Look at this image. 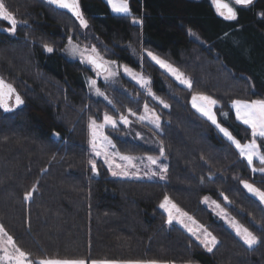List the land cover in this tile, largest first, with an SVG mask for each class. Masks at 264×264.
I'll return each instance as SVG.
<instances>
[{"label":"trees","instance_id":"1","mask_svg":"<svg viewBox=\"0 0 264 264\" xmlns=\"http://www.w3.org/2000/svg\"><path fill=\"white\" fill-rule=\"evenodd\" d=\"M129 1L142 25L113 13L105 0H80L86 29L71 12L46 0L4 1L26 24L19 23L14 34L0 31V51L16 54L0 56V70L26 106L12 113L0 108V224L33 258L264 264V204L241 183L264 189V174L253 173L234 146L192 108L193 90L147 55L140 61L134 52L148 48L182 70L196 92L219 101L220 123L245 142L250 129L235 119L231 104L264 99V0L233 4L234 21L219 16L212 0ZM69 36L92 40L110 59L142 70L152 90L169 103V108L156 104L125 75L132 92L114 90L124 113L145 101L157 109L162 124L155 135L169 160L164 181L113 176L102 159L97 160L98 174L92 171L89 121H102L104 102L89 93L92 69L62 53ZM44 44L54 51L47 52ZM115 140L123 153L161 149L131 138ZM255 165L260 167L258 161ZM33 187L36 191L26 200ZM207 194L261 243L245 245L205 205ZM165 195L215 234L219 243L212 252L178 223H167L159 207Z\"/></svg>","mask_w":264,"mask_h":264},{"label":"snow or ice","instance_id":"2","mask_svg":"<svg viewBox=\"0 0 264 264\" xmlns=\"http://www.w3.org/2000/svg\"><path fill=\"white\" fill-rule=\"evenodd\" d=\"M50 4L56 5L59 8L67 9L70 11L79 24L83 28H88V21L85 19L83 12L80 7V0H48ZM111 6L113 12L117 14L130 17L133 24H143V21L132 15V10L129 5V0H107ZM213 5L219 16L223 17L227 21H234L237 19V9L233 6H248L253 3V0H212ZM264 16V13H261ZM0 20L7 22L10 26L6 29L9 33H15L19 23H25L26 21H18L12 11H10L4 0H0ZM189 34L196 36V33L189 29ZM68 40V51L72 55H78L82 62L90 64L94 67L97 76H102L105 81L117 76L122 68L123 72L135 80L148 95L158 100L165 108L170 107L163 99L156 97L155 93L151 89V78L143 75L142 72L138 73L127 65H118L114 60H107L99 52L95 45H85L73 41L72 37L69 36ZM45 50L49 53L53 52L54 49L48 44L43 45ZM145 54L155 61L160 68L164 69L168 74L175 78L181 85H184L190 90H193L191 96V106L199 113L203 118L210 122L217 131L230 142L237 150L239 156L245 160L248 166L251 168L253 173L259 172L264 174V99L254 100H240L236 99L232 101L231 107L235 112V119L250 129L251 138L245 142H241L237 139L228 127L223 126L217 117L215 109L219 105V101L214 99L212 96L196 92L193 89V82L179 68L175 67L171 63L153 52L144 50ZM90 90H93L98 96H105V93L98 86L97 79L88 78L87 80ZM106 98V97H105ZM111 103V101H109ZM24 104V100L17 92L16 88L6 82L3 78H0V108L5 112H11L14 108H17ZM129 115L136 116L140 122L147 121L153 124L157 129L161 127L160 116L155 112L154 109H150L148 104L144 105L143 114L137 115L131 108L128 110ZM227 113L221 111V116L227 118ZM132 121L128 115L120 114L118 117H114L109 113L103 114L102 122H97L96 119L90 118V145L91 151L94 157L102 158L103 163L107 165L109 171L113 176H139L140 172L129 171V169H137L136 161H147V167L151 169V166H159V171L145 172L144 175L157 176L161 179H165L167 173V165L159 164L158 157L155 156H134L130 154H123L113 143L109 135L106 134L105 129L111 128L116 130L119 125H130ZM54 136L58 137V132L53 133ZM160 154H164V149L161 147ZM117 158L122 163H117ZM259 162L260 167H256L255 162ZM89 164L91 165L92 171L98 174L97 160L90 159ZM243 187L253 196H255L260 203L264 204V189L256 187L254 184L249 183L246 180H242ZM36 188L33 187L30 191L25 193V199L30 200ZM228 200V197H224ZM204 203L211 204L217 212V215L225 220L227 224L235 231L237 236L241 238L243 243L249 248L261 243L260 238L255 235L248 227L241 224L235 217H231L224 207H222L216 201L210 200L205 197ZM230 203V201H229ZM159 207L167 213V223L172 224L173 221L180 223L183 227L193 236L195 240L199 242L208 252H212L216 245L219 243L216 236H214L208 229L199 224L192 216L181 209L172 199L165 195L161 201ZM0 264H89V261L85 259H69L59 257H38L33 258L32 254L22 249L5 229L3 224H0ZM90 264H158V261H116V260H92Z\"/></svg>","mask_w":264,"mask_h":264},{"label":"rangeland","instance_id":"3","mask_svg":"<svg viewBox=\"0 0 264 264\" xmlns=\"http://www.w3.org/2000/svg\"><path fill=\"white\" fill-rule=\"evenodd\" d=\"M5 1V0H4ZM107 2V0H105ZM108 3V2H107ZM129 5H130V1H129ZM110 6V5H109ZM130 8H131V5H130ZM110 9H111V6H110ZM132 10V9H131ZM112 11V9H111ZM113 12V11H112ZM115 13V12H113ZM117 14V13H115ZM140 20H142L140 17L138 18ZM10 25L7 24V23H4V22H0V31H4V32H7L9 33L8 31H6V29L9 27ZM13 34V33H11ZM73 41L80 44L82 47L85 46V45H88V46H91V45H95V42H93L92 40H88V39H84V38H81V37H75V36H71ZM51 46V45H50ZM96 46V45H95ZM96 48L99 50V52L105 57V59L107 60H113V59H110L103 51H101V49L99 47L96 46ZM68 40L67 42L64 44V46L61 48L62 50V53L70 60H81V58L78 56V55H72L68 50ZM147 49L148 51H151L153 52L155 55L159 56L161 59H164L166 60L167 62L171 63L172 65H174L172 62H170L168 59L162 57L161 55H159L158 53L152 51V50H149L148 48H145V47H136L134 48V52L136 53V56L137 58L140 60V61H143L144 60V56L146 55L144 50ZM9 53H12L11 50H4V51H0V56H3V57H7L6 55H9ZM18 53V52H17ZM13 57H16V54H14V52L12 53ZM21 57V61H23V58L22 56L20 55ZM116 61V60H114ZM118 65H127V64H121L120 62L116 61ZM84 64L88 65L91 69H92V75L89 77V78H94V79H97L98 81V86L101 88V90L105 93V96H98L96 95V93L93 91V90H90L89 89V86H88V90H89V93L90 95L96 99V100H101L104 102V111H103V114L105 112L109 113L110 115H113L114 117H118L120 114H124V115H128L129 116V119L132 121V123L130 125H127L126 126V130L123 129V124L119 125L118 128L116 130H113L111 128H106L105 129V132L107 135L110 136V138L112 139L113 143L116 145V149L119 150V148L117 147V143H116V138H131L132 140L134 141H137V142H143L145 144H147L148 146H151L152 148H155L156 151L159 150L161 148L159 142H158V139L155 135V131L156 130H161V127L159 129H157L153 124L147 122V121H144V122H140L137 120V117L136 116H131L129 115V113H124L121 111V108L117 105L116 103V98H114L115 96V93H114V90H121V91H125V92H132V89H127L126 88V84L124 83V79H123V76L125 75L126 77H128L129 79H131L132 81H134L139 87L140 89L143 91V94L145 95V97H149L150 99H152V101H154L156 104L160 105L161 107H164L162 104L159 103L158 100L154 99L152 96L148 95V93L145 91V89H143L135 80H133L130 76H128L127 74H125L121 68L119 74L113 78H110L109 80L105 81L103 79L102 76H97L96 74V71L94 70V67L90 64H87L85 62H83ZM128 66V65H127ZM175 66V65H174ZM130 67V66H128ZM176 67V66H175ZM132 68V67H130ZM178 68V67H177ZM134 71L140 73L142 72L143 75H145L146 77H148L142 70L139 71V70H136L134 68H132ZM182 71V70H181ZM183 72V71H182ZM0 74L5 78V76L1 73V70H0ZM188 76V75H187ZM189 77V76H188ZM174 78V77H173ZM6 79V78H5ZM175 79V78H174ZM10 82V81H9ZM178 82V81H177ZM12 83V82H11ZM179 83V82H178ZM13 84V83H12ZM14 85V84H13ZM15 87V85H14ZM152 89V87H151ZM153 93H155L153 90H152ZM48 94V93H47ZM21 95V94H20ZM22 96V95H21ZM50 96V95H49ZM155 96L156 97H159L161 99H163L168 105L169 103L164 99V97L158 95L157 93H155ZM23 97V96H22ZM106 97V98H105ZM135 99H140V94L139 93H136L135 96H134ZM258 99V98H257ZM25 100V99H24ZM240 100H246V99H240ZM254 100V99H252ZM111 101V103L109 102ZM250 101V100H249ZM190 102H191V99H190ZM145 103L148 104L149 108L150 109H154L155 112L159 115L157 109L155 107L152 106V104L148 103V102H142L141 105H139L136 110L132 109L133 111H135L137 113V115H140V114H143L144 112V105ZM137 104V103H136ZM26 106V101H25V105ZM165 108V107H164ZM169 108V107H168ZM216 111V109H215ZM160 116V115H159ZM218 117V116H217ZM219 120V119H218ZM97 122H102V121H98ZM220 122V121H219ZM162 124V119L160 117V125ZM223 125V124H222ZM224 126V125H223ZM226 127V126H225ZM230 130V129H229ZM89 131H90V128H89ZM233 134V133H232ZM238 139V138H237ZM242 142V141H241ZM243 143V142H242ZM90 148H91V145H90ZM120 151V150H119ZM92 152V151H91ZM121 152V151H120ZM123 153V152H121ZM123 154H130V155H134V156H148V155H151V156H155V157H158V162L159 164H163V165H167V168H168V158L163 154L161 155L160 152H155V153H140V154H132V153H123ZM92 159H102V158H97V157H94L93 153H92ZM117 163H122L118 158H117ZM136 164H137V169H129V171H137L139 170L140 174L139 176H132V175H129V176H117V177H123V178H134V179H153V180H160V181H164L165 179H161L159 175L157 176H150V175H144L145 172H149L150 170L151 171H159V166H151V169H149V167H147V161L144 160V161H136ZM95 174H97L95 172ZM165 177H166V174H165ZM205 197H208L210 198V200L212 201H216L217 203H219L222 207H224L226 209V211L229 213V215L231 217H235L236 220H238L241 224H243L234 214H232L229 209L224 206L223 204H221L218 200L214 199L211 195L207 194ZM204 197V198H205ZM204 200V199H203ZM174 202V201H173ZM175 203V202H174ZM205 205L210 208L215 215H217V212L216 210L214 209V206H212L211 204H206ZM181 208V207H180ZM182 209V208H181ZM185 211V210H184ZM186 212V211H185ZM189 214V213H188ZM190 216H192L191 214H189ZM218 216V215H217ZM193 217V216H192ZM221 220L224 221V223L235 233V231L229 226V224H227L225 222L224 219H222L220 216H218ZM194 218V217H193ZM195 219V218H194ZM199 224H202L200 223L197 219H195ZM173 222H176V221H173ZM177 223V222H176ZM179 225H181L183 227L182 224L178 223ZM203 225V224H202ZM244 226H246L245 224H243ZM205 226V225H204ZM206 227V226H205ZM247 227V226H246ZM184 228V227H183ZM207 228V227H206ZM185 229V228H184ZM208 231H210L214 236L215 234L209 229L207 228ZM250 230V229H249ZM253 232V231H252ZM254 233V232H253ZM236 234V233H235ZM255 234V233H254ZM237 235V234H236ZM256 235V234H255ZM239 237V236H238ZM217 238V237H216ZM218 240V238H217ZM194 264H197V263H194Z\"/></svg>","mask_w":264,"mask_h":264},{"label":"water","instance_id":"4","mask_svg":"<svg viewBox=\"0 0 264 264\" xmlns=\"http://www.w3.org/2000/svg\"><path fill=\"white\" fill-rule=\"evenodd\" d=\"M46 1H48V0H46ZM255 0H253V2H254ZM229 2V1H228ZM53 5V4H52ZM54 6H56V5H54ZM234 6V5H233ZM57 7V6H56ZM59 8V7H58ZM60 9H62V8H60ZM65 10H67V9H65ZM70 12V11H69ZM0 21H3V20H0ZM0 78H3L6 82H8V83H11V82H9L7 79H5L1 74H0ZM12 84V83H11ZM13 85V84H12ZM14 86V85H13ZM17 90V89H16ZM17 92H18V90H17ZM19 93V92H18ZM20 94V93H19ZM21 96V95H20ZM22 97V96H21ZM22 99L24 100V98L22 97ZM24 105H25V100H24V104L23 105H21V106H19V107H17V108H14L13 109V111H11V112H6V113H12V112H14V111H16V110H18V109H20V108H22V107H24ZM127 126V125H126Z\"/></svg>","mask_w":264,"mask_h":264},{"label":"crops","instance_id":"5","mask_svg":"<svg viewBox=\"0 0 264 264\" xmlns=\"http://www.w3.org/2000/svg\"><path fill=\"white\" fill-rule=\"evenodd\" d=\"M89 264H90V262H89ZM158 264H169V263H166V262H158Z\"/></svg>","mask_w":264,"mask_h":264},{"label":"flooded vegetation","instance_id":"6","mask_svg":"<svg viewBox=\"0 0 264 264\" xmlns=\"http://www.w3.org/2000/svg\"><path fill=\"white\" fill-rule=\"evenodd\" d=\"M0 22H2V21H0Z\"/></svg>","mask_w":264,"mask_h":264}]
</instances>
